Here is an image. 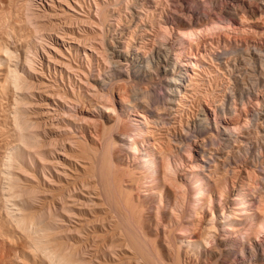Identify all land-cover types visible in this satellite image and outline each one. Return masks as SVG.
I'll list each match as a JSON object with an SVG mask.
<instances>
[{"label": "rangeland", "instance_id": "obj_1", "mask_svg": "<svg viewBox=\"0 0 264 264\" xmlns=\"http://www.w3.org/2000/svg\"><path fill=\"white\" fill-rule=\"evenodd\" d=\"M28 1L30 0H16V3L18 5V10L20 9L19 15L22 18V21L24 23V24L22 23V27H21L20 46L19 44L17 46L19 48L18 52L19 54L22 55V57L24 56V54H29L30 53L29 50L32 52L33 43H34V39H32V35H31L32 29L29 25L27 24L25 25L26 14H28L27 12L28 11L27 9ZM73 1L80 3V5L75 4V7L76 9L78 8L77 9L78 13H82V14L84 13L83 15L85 16H83L82 18V16H80L81 14L79 15L76 14V15L82 18L83 20H85V23L87 24H85L84 27L82 26V28L87 30V33L90 32L92 28L91 20L92 21L94 20L95 22L98 20L97 14L95 11L96 9L95 0H73ZM96 1L103 2V0H96ZM138 1L135 0L134 3L138 6L140 3H141L140 6L144 5L143 4L144 0H138ZM166 1L167 0L165 1L159 0V3L161 2L160 4L157 3L158 2L157 0L153 1L154 4L157 5L156 10L154 11L155 15L152 13L153 16H151V13H150L149 16H146L143 19V22L144 21L146 22V23L144 22L145 25L147 24L146 26H148L146 28L148 30V33L147 31H143V30L141 31L140 26L144 25V24H141L140 26H137V28H135V29H138L137 31H140V32H135L137 34L135 35L137 36V38H141L142 35H143L142 37L147 38V40H145V43H143L144 45L142 46L140 45L141 47L138 45L141 56L142 55L148 56L151 53L156 54L159 51V53L160 52L162 54L166 53L171 59L173 58L172 61H175L179 67L182 66L185 62L187 64L188 63L190 64V65L188 64L187 68H188V74L192 78L189 77L186 83L187 84L186 86L187 87L189 86L188 88L190 89L188 90V88L186 87L187 92L185 93L181 101L172 105L171 107L172 109L169 108L168 110L164 111L165 112L164 114L163 109H165L164 107L165 105H162L163 102L162 101L160 102V100H163V98H165L163 97V95L165 94H162V93H166V91H164V86H165L164 85L165 81L163 82L164 76L161 73L160 69L153 72L154 75L152 78L154 82L144 80V81H140L141 83H139L138 81L134 79H128L126 81H116L112 86V88H114L112 89L113 90L112 93H114L112 94L113 95L112 96L109 90L104 89L106 91L105 92L103 89H100V87H98L99 86L98 83L95 82L97 81L95 79L97 78L96 76L98 74L96 73V71L99 69L103 71L104 66L106 64L102 62L100 58L97 57L98 59L97 60L96 57H94L93 59L95 60L94 61L93 59L91 60V64L94 70L93 76L92 77L90 76V78L88 76H87L88 78L87 77L84 78L83 76H81L84 78V79L82 78L83 82H86L89 80L90 86H93V87L88 88L89 86L87 84L86 86L85 84H83L84 85L83 86L82 84L78 82V80L76 81L77 76H74L73 74L72 75L69 74L70 80L67 79V76H66V94L70 98H73L74 95L76 96L77 94L76 91H78L77 90L78 85L82 87L81 93L84 96V101H83V104H78L79 106L81 105L82 107L76 106L75 108L72 109L75 111L71 110L69 112H71L73 115L76 112L77 115L75 114L76 115L75 117H77V120L79 121H81V119H78V117L82 118L83 121L87 120V121H84L85 124L82 121L80 123L76 122L77 120H75L76 118L74 117L75 119L74 118L73 119L77 123L75 124V122H73L74 120L72 119V117H70V119L66 118L65 126H64L65 122L63 120H59V121L54 120L52 122L53 123L52 126H54V129H53L51 125L49 126V124L48 125L44 124L46 120H36L37 118L36 116H34V114L32 115L34 118L31 117L30 114L32 113V110H28L27 112H24L25 117L26 115L28 116L29 114L32 119L28 116V119L30 118V120H23V123L21 120H19L21 124L20 126L25 132H27V130L28 131L31 130L29 131L31 133L29 132L25 133L24 131H22L23 132L22 134L24 135L23 138H25L24 139L25 141L24 140L23 141L25 142L26 145H29V146H25L23 144V141L20 143L21 150L18 154V161L23 163L24 166H27L30 164V158H32L34 165H36L37 176L38 178H41L39 170L41 169L42 165L46 164V161L42 160L39 154H44L46 158L50 159L51 153H54L55 155V152L57 150H60V146H62L61 144L65 143L66 141L68 142L66 143L67 156L69 155L68 157L72 159H75V158L78 159V166H77L78 173L81 174L80 175L76 172H70L69 173L71 174L70 177L79 178V181H82V180L89 181L90 185H93V186L95 185L94 187L95 190H93V192L95 193L92 195L93 197L98 196V199L94 198L98 206L89 205L87 206V208L84 209V211L86 213L88 212L95 213L96 215L99 216V219H105L106 223L104 224V226L108 230V231H104L98 224L96 225V229H95L96 231L94 233L89 232L88 240L86 241L87 244L84 242L85 247L81 249V253H82L81 255L82 257L87 255L86 257L83 258L87 261L88 259L89 260L92 259L91 260L92 264H102V263H97L95 260L97 258L102 260V253H103L102 246L103 245L101 244H102L103 237L106 238L107 242H109L108 240H111L113 238V240H115V244L121 246L120 248H122L123 246H125L123 248H127V250L125 249L115 250L116 253L117 252L119 253L120 258L118 257L116 258V260H113L112 262H107L108 264L109 263L110 264H122V263L123 264H126V263L127 264H135V263L144 264L141 258H139L141 257L139 256V253H141V250L138 253L139 251L138 247L142 248V250L147 254V255L145 254V256H149L150 259H153V264H155V262L156 264H225L224 262H226V264H264V116L262 117L261 120H256V121L254 120L253 122L251 121L250 123L252 125L250 123L249 124L245 123V113L246 112L253 113L255 111H258V112L264 113L263 111L264 110V78H263L264 76V67H263L264 66V55H263L264 54V38L253 40L254 37L249 34L246 35L248 36L249 39L245 38L246 36L243 35V32L244 34H247L246 33L248 32L247 29L242 31L241 30L242 28L241 29L237 28L235 31L222 30L218 32L215 31V32H209L207 34H202L201 41L197 42L195 40L196 43H194L195 41L189 42L183 39L181 41L179 37L174 38L172 36H167L166 37L167 39H166L161 36L160 27L158 24V21L160 20V18L161 19L162 18L164 19V17L167 18L173 11L171 10L172 9L171 3L168 1L166 2ZM55 2H56L55 4L58 5L57 1ZM2 3L5 7L9 6V0H2ZM125 3L121 4L122 8H121V5L119 6L121 9L118 7L115 9V10L121 11L124 8L120 13L121 17L119 16L120 19L122 20L124 19L123 22H125V20L126 19L128 20L129 18L128 12L126 10L127 8L125 7ZM79 6H82L81 7L82 10H80L81 8ZM89 7L91 10L88 9ZM87 10H89L90 12L89 11L87 12ZM211 13H213V10H211L210 12L208 11L207 14L211 16L212 15ZM116 14L118 16L119 12ZM124 15H126V17ZM218 15L213 16L214 18L216 17L215 20L219 18ZM94 16H96V18ZM213 17L211 19L209 18L210 20L208 18H206L205 20H202L201 24L197 25L196 29L201 30L204 28V26L210 25L212 21L214 20ZM150 19H152L153 21ZM86 20L87 21L90 20V22H87ZM149 24H152L153 27ZM155 24L157 25L155 26ZM8 25H9V22L6 21V25L4 28L7 30V32H8V27H7ZM45 27H44V30L47 31L50 26L49 27L45 26ZM241 31H242V34H241ZM139 33L141 36L139 35ZM94 35L95 34H89L90 38H94L95 37ZM224 35L225 36L228 35L229 38H227V36L225 37ZM243 36H244V39H243ZM24 38L26 39L24 40ZM161 42H163L164 44ZM159 43H161L162 46ZM6 44L11 45V46L13 45V43L11 42V39L6 40ZM163 45L164 47H166L165 49L161 48L163 47ZM251 46H257L258 48H260V50H262L263 52L262 60H260L258 56L254 54L253 50L251 49ZM168 48L170 51L168 50ZM242 50H245V51L250 50L251 54H249L248 52H247L248 54L244 53V51ZM40 51L41 50H39V52ZM219 51L225 52V53L224 54L221 52L219 53ZM226 52H228L229 54ZM233 53L234 54L236 53V54L234 55ZM216 54L217 56L221 54L220 56L223 58L225 56H222V54L223 55L227 54L228 58L226 56L224 59L223 58L221 59V57L218 58L217 56H215ZM43 57L45 58V56ZM226 58L227 60L225 61ZM247 58L248 59L250 58V60H248ZM204 59L206 61H204ZM249 61H250V64H249ZM80 64H81V68L84 67L82 70H84L85 72H88L87 69H89L88 67L89 64L87 63L85 57L82 58ZM76 65L78 64L76 63ZM198 66L201 68H199ZM227 67H230L231 69L234 68L233 76H230V74L228 73ZM245 71L247 72L245 73ZM247 74L249 75V77ZM242 77H245L247 79L242 78ZM69 81H71V85H74L72 87L74 88L75 92L71 91L72 89L70 90L71 87H70ZM253 82H255L256 84ZM123 83H125L124 87H123ZM122 87L123 89L125 88L124 90L125 94H122L124 93L122 92L123 90H121ZM133 87L134 88L136 87V89L134 90L136 92L133 91L132 89ZM11 90H12V93L10 94L9 100L3 102V107L5 108V113H4L5 120H1L2 130H3V136L1 138V145H2L1 161L3 165L7 162V161L5 162V160L8 159L7 158L8 153L11 150L12 142H13L14 135H15V124H14V120H12V110H13L12 108L15 106L13 102V95H14L13 91L14 90L12 87H11ZM120 90H121V94L118 93V91ZM226 90H228L229 92L231 91L232 95L229 96L230 93ZM145 91H148L146 95H145L146 93ZM159 92L161 94H159ZM188 92L189 94H187ZM233 95L235 97H233ZM91 96H93V99H90L92 98ZM96 96L98 100H96L95 98ZM99 97L102 99H100ZM158 97H159V100H158ZM144 98H146V102ZM104 99L107 100V102ZM123 99L131 100L130 102L133 103L134 108H129L126 105H124ZM150 99H151L150 102L152 103L149 102ZM154 99H156V104H155ZM187 100L188 102H185ZM92 101H94L93 102L94 104L92 103ZM157 101L160 103L158 104ZM148 102L151 105H153V103L155 104L151 106V110H155L154 108L156 107H159V111H161L160 109H162V111L161 112L158 111V113L160 115L163 114L164 117H162V122L158 123L159 125L157 124L158 126L156 124L154 125L153 123L154 115L151 114V112L149 111L150 109L147 110L146 105L148 104ZM91 103L93 105H91ZM68 104L69 106L71 105L70 103ZM97 105H100V106H97ZM104 105L106 107H109L110 109L114 107L115 110L113 109V111L115 112H111L107 110ZM200 109L201 110L204 109V110L201 111ZM231 109L234 111L231 112ZM202 113H204L208 119V122L210 124V130L202 129V132H199L198 131L199 124H198L197 119L201 116ZM108 115H111L112 119H116L118 116L120 117L119 125L117 122L116 127L109 134L111 135V138L113 137V139L117 140L118 139L117 137L120 136L121 134L122 136L123 135L128 136L132 139L126 137V146L122 145L121 142L116 143L115 145L117 146L112 145L114 147L111 146V148L109 149H112V148L114 149L110 150V152H109V149L106 150L105 148L104 150L110 153L107 155V154H104L105 152H103L104 151L103 148L104 146L106 147V144H107L106 137L104 136L105 140L101 141V143L99 142L100 140H98V137L99 139L103 138V135L102 137L100 136L101 133L103 134L102 132L103 129L102 131L100 130V128H102L101 126L102 123H100V121L103 120L105 116H108ZM66 117L68 116L66 115ZM146 119L148 121H145ZM41 121H43V123ZM86 122H90V123H86ZM37 123L39 124L41 128L38 126ZM167 123H169L170 125ZM36 124L38 127H35ZM40 124H44V125H40ZM32 125H34L36 129H34L33 127L32 129H28V128H31ZM92 125L93 126L95 125V126L92 127ZM96 125H98L97 126L98 128L96 127ZM99 125L101 127H99ZM165 125L167 127H164ZM215 125L219 127V132H216L215 127H214ZM111 126H112V123L110 124V127ZM188 126L189 127L197 126L198 128L196 127L197 133L196 134L190 133L192 137L190 136L186 140L184 130L187 129ZM221 126L223 127L221 128ZM62 127L65 130L69 129L71 131H65ZM237 127H239L238 130H237ZM94 128H96L97 130ZM227 128L231 131L232 136L230 137H226L223 134L222 130L223 129L225 130ZM41 129L42 131H39ZM98 129L100 131H98ZM62 131L64 132V135ZM96 131H98L99 133ZM82 133L84 135L82 136L85 140H83V138L81 137ZM50 135L51 137H49ZM76 137L81 138V140ZM94 137H96L97 139ZM212 138L214 139L211 140ZM50 140H53V141L51 142ZM53 142L55 146L53 145ZM69 143H72L74 146ZM178 143L181 146H179ZM68 144L72 145L73 148H69ZM204 144H207V145L204 146ZM53 146L55 150L57 149L56 151L54 150ZM93 146H95L96 149H98V153L97 151L94 150L95 147ZM91 150L93 151V153L95 152L97 153V156H94L96 154L93 155L94 158L90 152ZM79 153H82V154H79ZM103 155L111 156L109 163L112 162V164L110 165L113 168L108 164H105V167L106 165H108L107 167L110 166L108 169L110 168L112 169L111 170L112 174L111 173L106 174L105 172H108L107 169L106 170L99 169L101 168L100 167L102 165L101 163H103L102 161L104 162L108 161L109 160L108 158H110V157L106 158V156H103ZM82 156L83 157L85 156L87 159L85 157L84 159H82ZM102 157H104V159H102ZM90 160H92L93 162ZM105 163H108V162H105ZM79 164L81 165L84 164L87 168L84 171H82L81 168H79ZM225 165H226V168H225ZM20 166L22 168V165ZM92 166H94V171H93V168L91 169ZM98 170H102V172ZM17 171L21 172V169L18 168ZM100 173H102V175L104 173L106 175L105 176L106 179H109L111 177V181H110L111 183L109 182L110 180L109 179L107 180L108 182L105 184L104 181L106 180H103L105 179V177L103 175L102 176L103 178H102ZM90 174H91V177H90ZM116 175L117 177L119 176L118 179L117 177H115ZM94 176L95 178L93 179ZM113 176L115 177V179ZM100 177L102 178L103 182ZM198 179L201 180L203 190L205 191V194L207 196L203 200L194 202L193 198L191 197L193 191L195 190V188L193 187V183L197 181ZM63 180L62 182L64 183V186H61V189L64 188V191L66 193V179H63ZM25 182L31 183V181H25ZM99 182H101V185ZM32 184L34 183L32 182ZM103 184H105V186H103ZM116 186L121 187L120 188L121 190L119 189V187L117 188ZM106 187L108 188L110 192L107 189H105ZM110 187H112V190ZM103 188L104 190H106V192H108V195L111 194L112 197L114 194H116L114 198L116 199V196L118 197L119 203L121 202L120 205L117 206L118 202H116L117 200L115 201L114 198L111 197L112 202L115 201L117 204H114L115 202L112 203L109 197H105L107 194H105L106 192L103 190ZM241 188L243 189L241 193L247 205L248 213H245L243 209H239L238 201L235 200V198L238 197V194H240L239 192ZM51 189L52 191L47 192V195L44 196L45 198H47L48 201L55 199L56 198L55 196L59 193L56 187L51 188ZM41 190L42 188H38V191H39L38 193H43ZM113 191H115L116 193H114ZM129 194H130V198L127 197V195ZM107 198L109 199V201H107L108 200ZM127 198L129 200H128V203L126 204ZM114 205L120 209L119 210L117 208L119 211H121V213L118 210H116V207H114ZM5 206H6L5 202L1 203L0 211H1L3 218L8 220L9 212L7 211L8 210L6 208L7 206L6 207ZM94 206H96V208ZM33 207L35 209H41L40 202H34ZM115 210L117 212H115ZM136 212L138 213V215L136 214ZM125 214L127 215L126 216L127 219L126 217H124ZM120 215L122 217H120ZM118 222H119V225H118ZM126 222L127 224L129 223L130 226H132V228L129 227V225H127ZM138 224H139V227H138ZM225 225L228 226V229H225L224 227ZM119 226H122V227L118 229ZM211 226H213L214 228ZM8 228H10V230L14 232L13 225H9ZM88 230L91 231L92 229L89 228ZM123 230L124 231L126 230V232L130 234V236L129 234L127 235L126 233H123L124 232ZM74 235H72L71 238H74L75 237ZM97 235H98V238H97ZM127 236L129 238L128 239L129 241H127L126 239ZM65 237H66V234H64L63 236L61 235L59 237L60 239L58 238L57 240L59 242H61L62 240L66 241ZM130 237L132 238V240L136 241V242L135 241L133 242L139 245V246L135 245V247H137L138 249L135 248L133 244L132 246L134 247V250L131 249L132 246L130 248V244L133 243V242L129 243L131 240ZM144 237L145 239L147 238V240H145ZM136 238L142 241V244L144 243L147 246V250H146V247L144 248L145 245L142 246L141 242L137 240ZM208 238L210 239L208 240L209 242L206 240ZM88 244L91 246L89 247ZM10 248H11L10 245H6L5 247L1 248L0 256L2 252L9 250ZM84 248H87V250ZM120 248L118 247V249ZM98 249L101 252V254L98 251ZM83 250L84 251L86 250V251L84 252ZM88 250H90V252ZM129 250L130 251L132 250V251L129 252ZM87 251H88V254H86ZM93 252L94 253L96 252L95 254L97 257L95 256ZM120 253H123L126 256ZM156 254H157V257H160V258H156ZM133 256L135 257L136 260H134ZM142 256L144 255L142 254ZM47 260L48 259H46V261ZM149 260L147 262H149ZM56 261H57L56 259L52 258V263L51 262L50 263L56 264ZM50 263H46V264H50ZM105 263L106 262H103V264Z\"/></svg>", "mask_w": 264, "mask_h": 264}, {"label": "bare ground", "instance_id": "obj_2", "mask_svg": "<svg viewBox=\"0 0 264 264\" xmlns=\"http://www.w3.org/2000/svg\"><path fill=\"white\" fill-rule=\"evenodd\" d=\"M55 1H57L58 5L55 4L56 3ZM55 1L54 0H30V1H28V4H27L28 7L26 6L28 9V11H27L28 14H26L25 25L27 24L31 27V29H32L31 35H32V39H34V43H33L32 52L28 49L30 53L24 54V56L22 57V55L19 54V52H18L19 48L17 47L18 44L20 46L21 27H22V23H23L22 18L19 15L20 9L18 10V5L16 3V0H9V6H7V7H5L2 3V0H0V207H1V203L5 202V205L7 206V207L6 206L5 207L8 209L7 211L9 212V217H8L9 219L6 220L3 218L1 211H0V250H1V248L5 247L6 245L11 246V248L9 250L2 252V254L0 256L1 257L0 258V264H46V263H50V262L52 263V258L57 260L56 264H92L91 258H90L91 260L88 259V261L83 259L84 257L87 256V255L84 256V254H85L84 252L87 250V248H84V249H86L85 251L83 250L84 251L83 252L84 257H82V255H81L82 254L81 249L83 247H85L84 242L87 244L86 241L88 240L89 232L94 233L96 231L95 230L96 225H98V224L100 225V227L104 231H108L104 226V224L106 223L105 219H99V216L96 215L95 213H90V212L86 213L84 211V209L87 208V206H89V205L98 206L97 202L94 200V198L98 199V196L93 197V195H92L95 193V192H93V190H95V188H94L95 185L94 186L90 185L89 181H83V180L79 181V178L70 177V175H71V174H69L70 172L78 173V167H77L78 166V159H76V158L72 159V158L68 157L69 155L67 156L66 143H68V142L66 140H65L66 141L65 143H63V144L60 143L62 146H60V150L56 149L57 151L54 148L55 145L53 142V145H54L53 148L56 152H55V155H54V153H51L50 159L46 158L44 154H39L41 156L42 160L46 161V164L42 165L41 169L39 170L41 178H38V176H37L36 165H34L32 158H30V164L27 166H24L23 163L18 161V154L21 150V144L20 143L25 139V138H23L24 135L22 134L23 133L22 131H24V130L20 126L21 124H20L19 120H21L23 123V120H30V118L33 117L32 115L34 114V116H36V118H37L36 120H46L44 124H47V125L49 124V126L53 125L52 122L54 120H58V121L63 120L65 122L64 123V126H65L66 125V121H65L66 118L70 119V117H72V119H73L77 115L76 112H75L76 115L75 114L73 115L69 111H71L76 106L78 107L79 106L78 104H83V101H84V96L81 93L82 87L80 85H78V87H77L78 91H76L77 94H76V96L74 95L73 98H70L66 94V76H67V79L70 80L69 74H71V75L73 74L74 76H77L76 81L78 80V82L80 84H82V85L85 84V86L87 84L89 86L88 88L93 87V86H90L89 80L86 82H83L82 78L83 77L86 78L87 76L90 78V76L91 77L93 76L94 70H93V67L91 64V60L94 57H96V59H97V57L100 58V60H102V62H104L106 64L105 65L106 68L103 64V66H104L103 71L101 69H99V70L95 69L98 71V72L96 71V73H98V74L96 76L97 78L95 79L97 81H95V82L98 83V85H99L98 87H100V89L109 90L111 95L114 94V93H112L113 92L112 89H114V88H112V86L116 81H126L128 79H134V80L138 81L139 83H141L140 81H144V80L153 81V78H152L154 75L153 72L160 69L161 73L164 76V80H163V82L165 81L164 91H166V93H162V94H165V95H163V97H165V98H163V100H160V102L161 101L163 102L162 105H165L164 106L165 109H163V112L168 110L169 108H171L172 105L180 102L181 99L184 97L185 93L187 92V88L189 87V86L188 87L186 86L187 85L186 83L190 77V75L188 74V68H187L189 63L187 64L185 62L182 66L179 67L175 61H172L173 58L171 59L166 53L162 54L161 52L159 53V51L158 52L156 51L157 52L156 54L151 53L148 56H145V55L141 56L140 55V49H139L138 45L139 46L144 45L143 43H145V40H147V38L142 37L143 35L141 36L140 33H139V35L141 36V38H137V36H136L137 34L135 32H140V31H137L138 29H135V28H137V26H140L141 24H144L143 26H140L141 31L142 30L147 31V33H148V30L146 29L148 26H146L147 24L145 25L146 22L144 21L145 22L144 23L143 19L146 16H149L150 13H151V16H153L152 13L154 14V11L156 10V6H157L153 2L154 0H144V3L142 2L144 5H142V6H140L141 3L139 4V6L136 5L134 3L135 0H131V1L130 0H103V2H101V1L99 2V1L95 0V7L97 9V10L95 9V11H96L98 20L96 22L94 20L93 21L91 20L92 28H91V31L88 33H87V30L82 28V26L84 27V25L87 24V23H85V20L82 19L83 16H85V15H83L84 13L83 14L78 13V10H77L78 8L76 9V7H75V4L80 5L79 2H74L73 0H72V2H71V0H55ZM136 1H138V0H136ZM157 1H158L157 3H159V0H157ZM163 1H165V0H163ZM167 1L171 3V5H172L171 10H173V11L167 18H165V17H164V19L160 18V20H159L160 22L158 21L161 36L164 38H166L167 36H172L174 38L179 37L181 39V41L183 39V40H187L189 42L195 41V40L198 42V41H201V35L202 34H207L209 32H215V31L218 32V31H222V30H224V31H226V30L235 31L237 28H239V29L242 28L241 29L242 31L247 29V31H248V32H246L247 34H244V32H243V35L246 36L249 34V35L254 37L253 40H255V39L258 40V39L264 38V0H167ZM122 3L123 4L125 3V7L127 8V9L126 8L125 9L127 10L128 15H129L128 20L126 19L125 22H123L124 19L123 20L120 19V17H121L120 13L124 8L121 11L115 10L117 7L120 8L119 6ZM82 6H79V7L81 8ZM90 7L88 8L89 10H91ZM121 8H122V5H121ZM80 10H82V8ZM89 10H87V12ZM211 10H213V13H211L212 15L210 16L207 13H208V11L210 12ZM92 11H93V9H92ZM27 12H25V13H27ZM118 12H119V15L117 16L116 13H118ZM124 12H126V11H124ZM76 14L77 15L81 14L80 16H82V18L78 17ZM92 14H93V12H92ZM216 15H218L219 18H217L215 20L216 17L214 18L213 16H216ZM124 16L126 17V15H124ZM94 17L96 18V16H94ZM125 17H123V18H125ZM212 17L214 18V20L212 21V23L210 25L204 26V28L201 30L196 29L197 25L201 24L202 20H205L206 18L211 19ZM145 20H147V19H145ZM150 20H152V19H150ZM6 21L9 22V25L7 26L8 32L4 28L6 25ZM87 22H90V20H88ZM150 23H152V22H150ZM149 25L152 26V24H149ZM156 25L157 24H155V26ZM45 26L49 27V29L47 31L44 30ZM149 28H150V26H149ZM151 31H153V30H151ZM242 31H241V34H242ZM89 34H95L94 35L95 37L94 36L93 37L96 40L94 38H90ZM226 36H227V38H229L228 35H226ZM162 37H160V38H162ZM204 37H205V35H204ZM204 37H202V38H204ZM245 38H248V36H246ZM10 39H11V42L13 43L12 46L6 44V40H10ZM25 39L26 38H24V40ZM243 39H244V36H243ZM246 40H244V41H246ZM196 41L194 43H196ZM161 43H163V42H161ZM161 43H159V44H161ZM161 46H162V44H161ZM257 46H251V49L253 50L254 54H256L260 60H262V56L264 54H263L262 50H260V48H258ZM161 48L165 49L166 47H164V45H163V47H161ZM25 49H26V47H25ZM28 50H26V51H28ZM39 50H41V51L39 52ZM168 50H169V48H168ZM168 50H167V52H168ZM242 51H244V53L248 52L249 54H251L250 50H248V51L242 50ZM220 52L221 51H219V53ZM221 53L224 54L225 52H221ZM226 53H228V52H226ZM223 54H222V56H225V57L227 56V54L226 55H223ZM174 55H176V54H174ZM220 55L217 56V54H216L215 56L220 58L221 57ZM43 56H45V58ZM83 57H85L87 63L89 64V66H88L89 69H87L88 72H85L84 70H82L84 67L81 68L80 62H81ZM222 58L223 57H221V59ZM227 58H228V56H227ZM227 58L225 59V61L227 60ZM94 60L95 59H93V61ZM248 60H250V58ZM204 61H206V60L204 59ZM76 63L78 65H76ZM82 63H84V62H82ZM233 64H235V63H233ZM249 64H250V61H249ZM95 65H97V64H95ZM199 68H201V67H199ZM227 70H228V73L230 74V76L234 75V68L231 69L230 67H227ZM246 72L247 71H245V73ZM81 76H83V77H81ZM248 77H249V75H248ZM190 78H192V77H190ZM242 78H245V77H242ZM263 78H264V76H263ZM245 79H247V78H245ZM241 80H243V79H241ZM256 80H258V79H256ZM155 82H157V81H155ZM253 83H255V82H253ZM69 84L71 87V88L69 87L70 90L72 89L71 91H74V88L72 87L74 85H71V81H69ZM124 84L125 83H123V87H124ZM160 86H161V84H160ZM11 87L14 90L13 91V94H14L13 95V102H14L15 106L12 108L13 109L12 110V120H14V124H15V135H14V139L12 142L11 150L8 153V157H7L8 159L7 160L4 159L5 162L6 161L7 162L3 165L2 161H1V149H2L1 138L3 136L1 120H5L4 119L5 108L3 107V102L9 100L10 94L12 93ZM123 87L121 88V90H123L122 92H124V90H125V88L123 89ZM132 89L134 91L136 89V87L135 88L133 87ZM132 89H130V90H132ZM189 89L190 88H188V90ZM121 90L118 91L119 94H121ZM226 91H228V90H226ZM74 92H73V94H74ZM134 92H136V91H134ZM145 92H146L145 93V95H146L148 93V91H145ZM140 93H141V91H140ZM229 93H230L229 96H231L232 92L230 91ZM122 94H125V92ZM159 94H161V93L159 92ZM187 94H189V92ZM154 95H156V94H154ZM240 96H241V94H240ZM91 97L92 98H90V99H93V96H91ZM148 97H146V98H148ZM233 97H235V96L233 95ZM95 98H96V100H98L97 96ZM146 98H144L145 102H146ZM100 99H102V98H100ZM123 100H124V102H123L124 105H126L129 108H134L133 103L130 102L131 100H128V99H123ZM158 100H159V97H158ZM240 100H242V99H240ZM105 101L107 102V100H105ZM150 101H151V99L149 100V102ZM154 101L156 104V99H154ZM93 102L94 101H92V103ZM143 102H144V100H143ZM149 102H148V104L145 103V104H147L146 105L147 110L150 109L149 111L151 112V114L154 115V120L152 119L153 123H154V125L155 124L157 125L158 123L162 122V117H164V116H163V114L160 115L158 113L159 107L154 108L155 110H151V106H153L155 104L153 103V105H151L150 103H152V102H150V103ZM160 102H158V104ZM185 102H188V100ZM68 103H70L71 105L69 106ZM92 103H91V105L94 104V103L93 104ZM204 104H205V102H204ZM85 106H87V105H85ZM97 106H100V105H97ZM156 106H158V105H156ZM105 108L111 112H115V111H113L114 107L110 109L109 107L105 106ZM28 110H32V113L30 114L31 117L28 114V116L30 117L29 119H28V116L26 115V117H25V114H24V112H27ZM160 110L162 111V109H160ZM203 110H201V111H203ZM72 111H75V110H72ZM161 111H159V112H161ZM169 111H171V110H169ZM232 111H234V110L231 109V112ZM164 114H165V112H164ZM66 115L69 118L66 117ZM263 116H264V113L258 112V111H255L253 113H247L246 112L245 113V123L249 124L251 121L253 122L254 120L255 121L261 120ZM75 118L74 119L77 120V117H75ZM78 119H81V121L84 124H85L84 121H87V120L83 121V119L79 118V117H78ZM147 119L145 121L149 120V119L148 120ZM164 119H166V118H164ZM75 120L73 122H75ZM197 120H198V124H199V130H198L199 132H202V129L210 130V124H209L208 119L204 113H202L201 116ZM81 121L77 120L76 122L80 123ZM119 121H120L119 116L116 119H112L111 115L105 116V118L100 121V123H102V125H101L102 128H100V130L102 131V129H103V131H102L103 134L101 133L100 136L102 137V135H103V138H101L102 139L101 140L97 136L98 140H100L99 142L101 143V141L105 140V137H106V141H107L106 147L104 146L103 150L105 148H106V150H108L109 148H111L112 145H115L116 143H119V142H121L122 145L126 146V137H128V136H124V135L122 136L120 134V136L117 135L118 139L116 140V139H113V137L111 138V135H109L110 132L116 127L117 122L119 125ZM41 122L43 123V121H41ZM55 122H57V121H55ZM76 122H75V124H77ZM33 123H35V122H33ZM86 123H90V122H86ZM111 123H112V126L110 127ZM37 124L35 127L39 126V124H38V126H37ZM44 124H40V125H44ZM165 124H166V122H165ZM167 124H169V123H167ZM246 124H245V126H246ZM34 125H32L31 128H28V129H32V127L34 129H36L34 127ZM81 125H82V123H81ZM60 126H62V125H60ZM94 126L92 125V127H94ZM97 126L98 125H96V127ZM101 126L99 125V127H101ZM160 127H161V125H160ZM164 127H167V126L165 125ZM196 127L197 126H194V127L188 126L187 129H185V130L183 129L185 131L186 140L188 139V137L191 136V134L197 133ZM214 127H215L216 132H219V127H217L216 125ZM222 127L223 126H221V128ZM52 128L54 129V126H52ZM238 128L239 127H237V130H238ZM34 129H33V131H34ZM49 129H51V128H49ZM58 129H59V127H58ZM58 129H56V130H58ZM94 129H96V128H94ZM94 129H93V131H94ZM212 129H213V127H212ZM100 130L98 129V131H100ZM29 131H31V130H29ZM29 131L27 130V132H25V131L24 132L28 133ZM39 131H42V129ZM65 131H71V130L68 129ZM98 131H96V132H98ZM222 131L226 137L232 136L231 131L228 128L225 130L223 129ZM47 132H49V131H47ZM29 133H31V132H29ZM83 133L81 134L82 138L84 136ZM75 134H76V132H75ZM63 135H64V132H63ZM65 136H66V134H65ZM233 136H235V135H233ZM49 137H51V135ZM71 138H72V136H71ZM76 138H79V137H76ZM94 138H96V137H94ZM128 138H130V137H128ZM128 138H127V140H128ZM79 139L81 140V138H79ZM130 139H132V138H130ZM213 139L214 138H212L211 140H213ZM225 139H227V138H225ZM83 140H85V139L83 138ZM195 140H196V138H195ZM219 140H221V139H219ZM24 141H23V144L25 146H29V145H26ZM50 141L52 142L53 140H50ZM75 143H77V142H75ZM86 143H88V142H86ZM69 144H72V143H69ZM72 145H69V148H73ZM91 145H89V146H91ZM206 145L207 144H204V146H206ZM50 146H48V147H50ZM115 146H117V145H115ZM179 146H181V145L179 144ZM93 147H95V146H93ZM93 147H91V148H93ZM112 147H114V146H112ZM119 147H121V146H119ZM182 147H184V146H182ZM45 148H46V146H45ZM76 149H78V148H76ZM86 149H88V148H86ZM113 149L114 148L109 149V152H110V150H113ZM94 150L97 151V153H98V149H96V147L94 148ZM106 150L103 151V152H105L104 154H107V155L110 154ZM120 150H122V149H120ZM32 151H33V149H32ZM90 152H91L92 156L94 154H96L94 156H97L96 152L93 153L92 150ZM117 152H119V151H117ZM82 153H79V154H82ZM117 154H119V153H117ZM107 155H103V156H106V158L110 157V158H108L109 159L108 161H105L108 163H105L104 161H102L104 164L101 163L102 165L100 166L101 168H99V169H105V170L107 169L108 172H105V171L104 172L106 174L107 173L110 174L112 169L111 168L108 169V168L111 166L110 164H112V162L109 163L111 156H107ZM206 155H208V154H206ZM94 156H93V158H94ZM84 157L82 156V159H84ZM102 159H104V157H102ZM90 161H92V160H90ZM230 163H229V165H230ZM84 164L83 165L79 164V168H81L82 171H84L87 168ZM105 164H108L110 166L107 167L108 165H106V167H105ZM17 165H18V167H17ZM20 165H22V168ZM3 166H5V167H3ZM102 166L105 168H103ZM18 168L21 169V172L17 171ZM92 168L94 171V166H92L91 169ZM168 168H170V167H168ZM225 168H226V165H225ZM98 171L102 172V170H98ZM234 172H235V170H234ZM78 174H80V173H78ZM100 175H101V177L103 175H104V177L106 176L104 173H103V175H102V173H100ZM90 177H91V174H90ZM115 177H117V175ZM115 177H114V179H115ZM118 177H117V179H118ZM94 178H95V176L93 177V179ZM102 178H101V180H102ZM63 179H66V193L64 191V188L61 189V186H64V183L62 182ZM109 179H106V177H105V179H103V180H106V181H104L105 184L108 182L107 180H109V182L111 181V177ZM103 180H102V182H103ZM25 181H31V183H27ZM32 182L34 184H32ZM99 183L101 185V182H99ZM174 183H176V182H174ZM105 184H103V186H105ZM117 185H118V183H117ZM177 185H175V186H177ZM109 186H111V185H109ZM113 186H114V184H113ZM173 186H174V184H173ZM181 186H180V188H181ZM54 187H56L58 189L57 191H59V193L55 196L56 197L55 199L48 201L47 198H45L44 196L47 195V192L52 191L51 188H54ZM116 187L118 188L119 186H116ZM193 187L195 188V190L193 191L192 196H191L193 198V201L195 202V201L205 199V197L207 195L205 194V191L203 190L201 180L198 179L197 181H195L193 183ZM38 188H42L41 191L43 193H38L39 192ZM110 188L112 190V187H110ZM120 188L121 187H119V189ZM178 188H179V186H178ZM105 189L108 190L107 187ZM119 189H117V190H119ZM101 190H102V188H101ZM103 190H104V188H103ZM242 190L243 189L241 188L240 192H239L240 194H238V197H236L235 200L238 201L239 209H243L245 211V213H248L247 205H246V203L242 197V193H241ZM104 191L106 192V190H104ZM113 192L116 193L115 191H113ZM105 194H107L105 197H109L111 199V197H112L111 194L108 195V192H106ZM50 195H52V194H50ZM115 195L116 194H114L112 198H114ZM127 197L130 198V194L127 195ZM50 198H51V196H50ZM128 198L126 199V204L128 203V200H129ZM184 199H185V197H184ZM46 201H47V203L49 202L48 204H50V205H48L46 203ZM107 201H109V199ZM115 201L118 202V204ZM115 201H114L115 202L114 203V202H112V199H111L112 203L117 204V206L120 205L121 202L119 203V199L117 196H116ZM34 202H40L41 209H35L33 207ZM124 204H125V202H124ZM126 204H125V206H126ZM178 204H179V202H178ZM96 206H94V207L96 208ZM114 207H116V206L114 205ZM117 208L118 207H116V210L119 209V208L118 209ZM126 208H127V206H126ZM116 210H115V212H117ZM8 212H7V214H8ZM119 212L121 213V211H119ZM136 214L138 215L137 212H136ZM126 216L127 215L125 214L124 217H126ZM120 217H122V216L120 215ZM126 219H127V217H126ZM120 222H122V221H120ZM101 224H103V225H101ZM126 224H127V222H126ZM9 225L14 226V232L12 230H10V228H8ZM118 225H119V222H118ZM123 225H124V223H123ZM127 225H129V227L132 228V226H130L129 223ZM121 227L122 226H119L118 229ZM124 227H125V225H124ZM138 227H139V224H138ZM211 227H213V226H211ZM224 227H225V229H228L227 225H225ZM89 228H91L92 230L89 231L88 230ZM123 233H126L127 235L129 234L128 232H126V230ZM64 234H66V237H65L66 241L62 240L61 242H59L57 239L61 235L63 236ZM72 235H74L75 237L71 238ZM122 235H124V234H122ZM129 236H130V234H129ZM93 237H94V235H93ZM97 238H98V235H97ZM209 238L206 240L208 241L211 239V238L210 239ZM102 239H103L102 244L100 243L101 245H103L102 246L103 247L102 248L103 249L102 260L95 258L96 259L95 261L97 263L103 264V262H106V263L112 262L113 260H116V258H118V257L120 258L119 253L118 252L116 253L115 250H121V249L127 250V248H123L125 246L120 248L121 246L116 245L115 240H113V238L111 240H108L109 242H107L106 238H104V237ZM126 239H127V241H129L128 236ZM136 239L139 240L138 238H136ZM144 239H145V237H144ZM145 240H147V238ZM133 241H135V240H132V238H131L129 243H131ZM135 242L130 244V248H131L132 244L134 247H135V245H137ZM140 242L142 244V241H140ZM144 245L145 244L143 243L142 246H144ZM206 245H207V243H206ZM88 246L90 247L91 245L88 244ZM133 246L131 248L132 250H134ZM137 246H139V245H137ZM118 247L120 249H118ZM127 247H129V246H127ZM145 247L147 250L146 245L144 246V248ZM135 248H137V247H135ZM138 248H137L139 250V251L137 250L138 253L141 250V253H139V256H141V257H139V258H141V260L144 262V264H147L149 262H151L153 264V259H150L149 256H145L146 253L142 250V248H140V247H138ZM211 248H212V246H211ZM151 249H153V248H151ZM172 250H174V249H172ZM88 251L90 252V250H88ZM88 251L86 254H88ZM98 251H99V249H98ZM131 251L129 250V252H131ZM142 251H143V253H142ZM100 254H101V252H100ZM120 254L126 256L123 253H120ZM142 254L144 256H142ZM95 256H96V254H95ZM88 257H90V256H88ZM156 258H160V257H157V254H156ZM235 258H237V257H235ZM46 259H48L49 261L47 260L48 261L47 262ZM134 260H136L135 257H134ZM148 260H149V262H147ZM151 263H149V264H151ZM224 263L226 264V262H224ZM135 264H138V263H135ZM155 264H156V262H155Z\"/></svg>", "mask_w": 264, "mask_h": 264}]
</instances>
